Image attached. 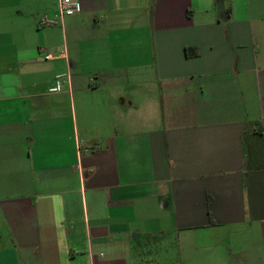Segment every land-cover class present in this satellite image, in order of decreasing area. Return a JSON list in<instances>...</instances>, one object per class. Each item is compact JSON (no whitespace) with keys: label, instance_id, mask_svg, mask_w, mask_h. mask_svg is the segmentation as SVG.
<instances>
[{"label":"crops","instance_id":"1","mask_svg":"<svg viewBox=\"0 0 264 264\" xmlns=\"http://www.w3.org/2000/svg\"><path fill=\"white\" fill-rule=\"evenodd\" d=\"M79 3L0 0V264H264V0Z\"/></svg>","mask_w":264,"mask_h":264},{"label":"trees","instance_id":"2","mask_svg":"<svg viewBox=\"0 0 264 264\" xmlns=\"http://www.w3.org/2000/svg\"><path fill=\"white\" fill-rule=\"evenodd\" d=\"M255 125H258L256 132L252 133L255 135L256 140L248 145L249 157L247 160V169H260L264 167V144H263V131L262 126L255 122ZM210 198L208 197V202ZM212 223V220H210Z\"/></svg>","mask_w":264,"mask_h":264},{"label":"built area","instance_id":"3","mask_svg":"<svg viewBox=\"0 0 264 264\" xmlns=\"http://www.w3.org/2000/svg\"><path fill=\"white\" fill-rule=\"evenodd\" d=\"M80 10L79 0H58L57 16L62 18L65 15H72ZM40 25H47L49 23L46 16L39 20ZM63 75H56L53 84L48 88L51 93H57L62 88Z\"/></svg>","mask_w":264,"mask_h":264}]
</instances>
